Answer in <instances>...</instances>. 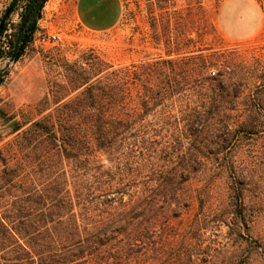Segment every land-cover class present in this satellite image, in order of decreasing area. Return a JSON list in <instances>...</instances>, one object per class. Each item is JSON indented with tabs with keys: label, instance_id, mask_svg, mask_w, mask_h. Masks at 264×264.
I'll use <instances>...</instances> for the list:
<instances>
[{
	"label": "rangeland",
	"instance_id": "374dc122",
	"mask_svg": "<svg viewBox=\"0 0 264 264\" xmlns=\"http://www.w3.org/2000/svg\"><path fill=\"white\" fill-rule=\"evenodd\" d=\"M12 1L0 0V22ZM28 1L20 0L0 29V149L18 125L40 117L37 104L45 97L51 102L60 87L93 81L98 73L103 80L116 69L155 68L173 78L172 66L183 86L197 56H206L212 63L207 74L229 79V92L220 96L217 83L200 81V97L187 102L183 115L199 108L200 126L205 122L208 128L167 162L194 164L198 171L182 184L179 204L153 216L150 231L140 220L132 264H264V23L254 37L233 40L217 23L221 0H120L118 23L92 32L76 22L74 0H43L29 41L10 61ZM257 1L264 14V0ZM30 21L31 15L26 27ZM40 34L60 40L40 45ZM164 76L157 81L165 83ZM12 121L14 129L8 126ZM223 123L232 128L226 146L219 144L226 136L219 130ZM231 165L245 177L243 188ZM237 189L244 190V206L236 202Z\"/></svg>",
	"mask_w": 264,
	"mask_h": 264
},
{
	"label": "trees",
	"instance_id": "16d2710c",
	"mask_svg": "<svg viewBox=\"0 0 264 264\" xmlns=\"http://www.w3.org/2000/svg\"><path fill=\"white\" fill-rule=\"evenodd\" d=\"M197 59L183 86L174 66L173 78L155 68L116 69L37 104L40 117L18 125L0 149V264H132L140 220L150 231L153 216L178 205L182 184L198 171L167 162L208 128L199 108L183 115L187 102L200 97V81L229 92V79L209 76L211 61ZM219 128V144H230L231 125ZM228 170L243 188L242 173ZM235 199L244 206L243 189Z\"/></svg>",
	"mask_w": 264,
	"mask_h": 264
},
{
	"label": "crops",
	"instance_id": "0c3cea01",
	"mask_svg": "<svg viewBox=\"0 0 264 264\" xmlns=\"http://www.w3.org/2000/svg\"><path fill=\"white\" fill-rule=\"evenodd\" d=\"M73 16L84 29L104 32L120 20V0H74ZM220 29L233 40H247L262 28L264 14L257 0H221L216 14Z\"/></svg>",
	"mask_w": 264,
	"mask_h": 264
},
{
	"label": "water",
	"instance_id": "95a60500",
	"mask_svg": "<svg viewBox=\"0 0 264 264\" xmlns=\"http://www.w3.org/2000/svg\"><path fill=\"white\" fill-rule=\"evenodd\" d=\"M19 1L20 0H13L11 2L7 11L5 12V14L3 15L2 19H1L0 29L2 28L4 21L6 20V18L10 14V12L14 9V7L16 6V4ZM42 2H43V0H31L30 1L29 6L27 8V11H26L21 23H20L19 31H18V34L16 36L12 52L10 54V61H13L16 58V56L19 52V49L21 48V45L23 43L25 36L29 33L30 28L35 24L37 14H38V11L40 9ZM29 15H31V21H30V24L26 27V22L28 20ZM2 75L3 74L0 73V81L2 80ZM8 126L10 128H13V129L16 128L15 121H12L11 123H9Z\"/></svg>",
	"mask_w": 264,
	"mask_h": 264
},
{
	"label": "built area",
	"instance_id": "2783aa9c",
	"mask_svg": "<svg viewBox=\"0 0 264 264\" xmlns=\"http://www.w3.org/2000/svg\"><path fill=\"white\" fill-rule=\"evenodd\" d=\"M60 40V37L55 34H40L36 39L35 42L39 43L40 45L55 43ZM210 74H215L214 71H211Z\"/></svg>",
	"mask_w": 264,
	"mask_h": 264
}]
</instances>
